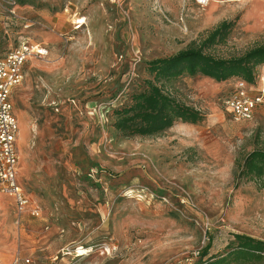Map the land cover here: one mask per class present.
<instances>
[{
    "label": "rangeland",
    "instance_id": "obj_1",
    "mask_svg": "<svg viewBox=\"0 0 264 264\" xmlns=\"http://www.w3.org/2000/svg\"><path fill=\"white\" fill-rule=\"evenodd\" d=\"M17 2L34 25L0 0V54L22 36L49 49L12 95L18 180L40 215L0 193V264L18 253L35 264H198L234 234L264 241V179H235L238 159L264 149V111L233 119L222 102L234 79L184 75L168 88L204 115L195 125L159 129L121 112L152 78L149 62L200 45L221 23L229 34L210 54L264 46V0Z\"/></svg>",
    "mask_w": 264,
    "mask_h": 264
},
{
    "label": "trees",
    "instance_id": "obj_2",
    "mask_svg": "<svg viewBox=\"0 0 264 264\" xmlns=\"http://www.w3.org/2000/svg\"><path fill=\"white\" fill-rule=\"evenodd\" d=\"M230 24L221 23L198 46H190L178 53L148 64L151 79L145 80V88L133 96V106L123 109L124 115L130 111L151 119L159 129L171 126L173 120L185 124H198L204 115L199 109L179 101L170 92L176 81L184 75L203 76L224 83L241 79L254 84L259 66H264V46L248 50L239 57L229 59L216 57L208 51L213 46L225 43ZM236 186L241 179L260 181L264 179V149H254L237 161ZM210 245L199 252L198 264H259L264 262V241L245 234H234L225 252L210 255Z\"/></svg>",
    "mask_w": 264,
    "mask_h": 264
},
{
    "label": "built area",
    "instance_id": "obj_3",
    "mask_svg": "<svg viewBox=\"0 0 264 264\" xmlns=\"http://www.w3.org/2000/svg\"><path fill=\"white\" fill-rule=\"evenodd\" d=\"M7 16L23 22L24 29L31 28L34 22L17 14V0H2ZM200 6H206L211 0H195ZM49 54V49L30 38H18L16 46L0 54V193L12 197L19 214L29 210L33 216H39L38 209L30 205L24 188L18 180V135L19 121L14 115L12 95L22 83L23 69L31 59H43ZM264 84V78L259 80ZM222 105L236 122L251 121L258 109L264 107V85L262 88L245 80H234L233 87L224 98ZM9 264H35L30 257L16 254Z\"/></svg>",
    "mask_w": 264,
    "mask_h": 264
},
{
    "label": "crops",
    "instance_id": "obj_4",
    "mask_svg": "<svg viewBox=\"0 0 264 264\" xmlns=\"http://www.w3.org/2000/svg\"><path fill=\"white\" fill-rule=\"evenodd\" d=\"M2 53H5V52H2ZM257 85H258V86H257ZM257 85H256L257 87L262 88L264 84H263L262 82H260V81H259V82L257 81ZM260 111L263 112V111H264V107H260V108L258 109V111H257L256 114H258ZM17 119H18V118H17ZM10 198H12V197H10ZM12 200L14 201L13 198H12ZM14 203H15V201H14ZM14 256H15V255H14ZM14 256H13V257H14ZM13 257L11 258V260L13 259ZM11 260H10V261H11ZM10 261H9V263H10Z\"/></svg>",
    "mask_w": 264,
    "mask_h": 264
},
{
    "label": "bare ground",
    "instance_id": "obj_5",
    "mask_svg": "<svg viewBox=\"0 0 264 264\" xmlns=\"http://www.w3.org/2000/svg\"><path fill=\"white\" fill-rule=\"evenodd\" d=\"M80 23H83L82 20L80 21Z\"/></svg>",
    "mask_w": 264,
    "mask_h": 264
}]
</instances>
